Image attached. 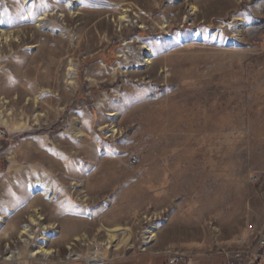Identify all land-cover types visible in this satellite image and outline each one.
I'll return each mask as SVG.
<instances>
[{
  "label": "rangeland",
  "instance_id": "374dc122",
  "mask_svg": "<svg viewBox=\"0 0 264 264\" xmlns=\"http://www.w3.org/2000/svg\"><path fill=\"white\" fill-rule=\"evenodd\" d=\"M70 2L0 0V24L27 34L23 45L0 50V104L20 96L14 112L0 109L12 118L24 110L33 128L0 125L1 250L22 247L20 233L40 206L52 224L44 241L62 256L47 264L74 261L66 257L73 244L104 251V264H165L170 251L179 264H249L264 228V0ZM124 7L147 28L134 20L118 31L113 20ZM126 41L154 51L151 74L122 62ZM34 112L48 117L35 125ZM34 152L46 159L29 158ZM40 177L49 198L29 190ZM116 224L131 227L133 248L120 230L107 249ZM152 227L159 238L142 250Z\"/></svg>",
  "mask_w": 264,
  "mask_h": 264
},
{
  "label": "bare ground",
  "instance_id": "6f19581e",
  "mask_svg": "<svg viewBox=\"0 0 264 264\" xmlns=\"http://www.w3.org/2000/svg\"><path fill=\"white\" fill-rule=\"evenodd\" d=\"M78 3H80V0H71L69 7H71V4H74L76 6V5H78ZM188 4H189V6L192 7V9H190V10L197 11V9H198L197 5H195V4L193 5L191 3H188ZM18 11L19 10L17 9V12ZM133 12H134L133 8L124 7V8H121V10L119 12L120 14L118 17L115 15V18L113 21L117 22V27H118L117 30L118 31L119 30L120 31L129 30V27L131 25H133L135 21L139 22L141 24L140 25L141 28H147V26L143 25L144 20L141 17V15L138 14L136 11L134 12V14H132ZM71 13H72V11H71ZM134 17H136V19ZM44 18H45V16L43 15V17H41V18L39 17V19L37 20V22L39 23L38 28H40L42 26ZM0 22H1V20H0ZM53 23L56 24L55 22H53ZM242 24L243 23H241V25ZM7 26L8 25H5L4 23L0 24V50L1 51L3 50V48H6L7 45L11 46V44L14 43V44H17V46H20V45H23V43H25V41H26L25 37L27 34H26L24 28H15L13 30H9V29H6ZM168 26L169 25L165 23L162 25V29L167 28ZM15 39H17L18 42H16L17 40H15ZM125 43L127 44V46H126L127 50L123 54L121 53V55H120L123 57L122 62H124L125 64H130L132 61L136 60L138 63H140L139 66H145L146 69H150L148 73L151 74V72H153V70L155 69V66L152 68V64L154 63V59H153L154 51H152V49L148 45L143 44L142 46L141 45L138 46L140 49L143 50V52H138L135 50V45L132 41H129V42L126 41ZM10 48H13V47H10ZM122 62L119 63V68H120V66H123L121 64ZM77 74H78V68H76L75 65L71 64L69 67V71H68L67 75L69 76L68 77V79H69L68 83H70V85L72 86V88L74 90L79 84V83H77V79H76ZM18 99H20V96H18ZM18 99L17 100L4 101L0 104V107L4 108L6 106V104H9L11 106L10 110L14 112L13 109L15 108V105H16ZM32 99L34 100V98H32ZM35 100H39L38 97H35ZM7 107H8V105L6 106L5 109H7ZM31 107H32V105H31ZM8 112L9 113H7V114H3V110L0 109V125L7 127L8 130H11L13 133H15V132L25 133V132H30V130L33 129L30 126L31 122L29 124L25 121V118L23 115L25 112L24 110H22L20 113V114H22L21 117H19V115H17L15 118H12L13 115H12V113H10V111H8ZM33 114H34L33 122L35 125H38V123L41 122V120H44L45 118L48 117L47 113L42 114L40 112H38V113L34 112ZM76 128L78 129V131H77L78 133L83 132L82 129H80L78 127H76ZM112 128H113L114 133L117 132L118 129L116 130L115 126H112ZM42 139H44V138L42 137ZM46 155L47 154L45 152H43L41 154H39V153L37 154L36 152H34L31 154V156L29 158H31V157L36 158L37 157L41 160L42 159L45 160ZM22 156L26 157L27 156L26 152L23 153ZM49 157H50L51 162L53 163V166L60 164V162L57 159H55L53 156L49 155ZM31 169H36V168L34 166H32ZM37 169H39V168L37 167ZM44 180L45 179H43V177H40V179L38 181L32 182V185L30 186L29 190L33 191V192L40 191L44 197L49 198L52 195V190H51L50 184H47L46 187H42V188H40L41 186L39 185V183L40 184L43 183ZM40 181H42V182H40ZM81 199H79V200L85 201L86 195L84 197H82ZM43 219H44V217H43V214L41 212V207L36 206L35 209L33 210V213L28 216L29 224H26L24 226L22 232L20 233V236H21V239L23 242L22 247L19 249H11L12 246H11V244H9V248H7L9 250H3V251L1 250V247H0V259L2 261H7L8 263H11V264H20L24 260H26L25 262H29L30 260H34V259H38V261H40L41 264H47L49 261H54L55 258H57V257L60 259L62 257L61 256V250H59L56 247H52V246L48 247L47 246L48 244H46V242L44 241L47 238L46 237L47 235H45L46 234L45 232L48 230L49 227H52V224L51 225L44 224L42 222ZM0 221H2L1 218H0ZM79 225L80 224H78V223L71 224V226H75L78 228H79ZM120 230H123L125 233V237L123 238L121 243L129 244V248H133V246H134L133 242L134 241H132V238H134V237H133V233H132L133 231H132L131 227H122L121 225L116 224L114 228H109L106 230L107 234L109 236L108 237L109 240L105 243V245H107V249H109L111 247V243L114 240H116V238L118 237L117 232ZM37 232H40L41 234H43L42 237H40L41 241L37 242L33 249H30L29 244L32 242L31 240L36 239V237H37L36 233ZM25 236H27V237H25ZM1 237H2L1 238L2 240H3V238H9L8 232L3 231V234H1ZM158 238H159V233H157V231L155 230L154 227H152L151 229L145 230L144 231V241H143V244L141 245L142 250L151 249L155 245ZM79 239L82 240L83 238L82 237L77 238V240H79ZM91 242H92V240H91ZM73 245H75V244H73ZM73 245L68 246V250H70V251L66 254L67 258L75 259V260H80V258H86V259H88L89 264L90 263L91 264H104V260L106 259V253L104 251H102L96 247L94 249L89 250L88 252H85L86 249L85 250L79 249V251H77V250L73 249V248H75ZM60 260H62V258Z\"/></svg>",
  "mask_w": 264,
  "mask_h": 264
},
{
  "label": "built area",
  "instance_id": "2783aa9c",
  "mask_svg": "<svg viewBox=\"0 0 264 264\" xmlns=\"http://www.w3.org/2000/svg\"><path fill=\"white\" fill-rule=\"evenodd\" d=\"M256 246L254 249L247 251L250 253L253 261H250L249 264H256L259 263V261H264V228L262 229L261 235L256 240ZM243 252L241 250L235 252L236 256H240ZM167 259L165 261V264H179V255L175 251L167 252ZM11 264V263H8Z\"/></svg>",
  "mask_w": 264,
  "mask_h": 264
},
{
  "label": "crops",
  "instance_id": "0c3cea01",
  "mask_svg": "<svg viewBox=\"0 0 264 264\" xmlns=\"http://www.w3.org/2000/svg\"><path fill=\"white\" fill-rule=\"evenodd\" d=\"M231 259L229 257H227V261L229 262ZM55 261V260H54ZM220 260H217L216 264H219ZM221 262H226V261H221ZM231 262V261H230ZM229 262V263H230ZM49 264H85L83 261H66L64 263H49ZM110 264H144V263H141V262H136V261H129L128 258L125 259V262L123 260H119V261H115V262H112ZM213 264V263H211ZM221 264H224V263H221ZM259 264H264V262L262 263H259Z\"/></svg>",
  "mask_w": 264,
  "mask_h": 264
}]
</instances>
